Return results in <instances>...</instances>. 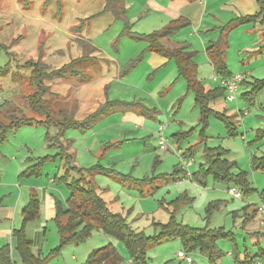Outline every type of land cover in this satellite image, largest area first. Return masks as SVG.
I'll list each match as a JSON object with an SVG mask.
<instances>
[{
    "label": "rangeland",
    "instance_id": "1",
    "mask_svg": "<svg viewBox=\"0 0 264 264\" xmlns=\"http://www.w3.org/2000/svg\"><path fill=\"white\" fill-rule=\"evenodd\" d=\"M123 3L126 13L121 20L113 12H104L105 0H0V43L8 48L0 50V69L9 66L11 73L0 79V122L7 123V119L22 114L32 116L23 98L31 92L30 71L24 68L27 62L41 59L50 69H59L93 46L96 50L91 55L99 60L101 73L92 65L89 70L93 80L89 83L55 81L51 87L58 94L55 99L69 112L76 107L77 120L107 101L128 112L103 115L86 132L67 130L62 144L68 145L67 153L75 158L73 166L108 170L109 174L93 177L97 191L112 211L126 218L134 232L155 237L159 234L155 224H165L173 216L179 225L227 235L216 239L221 255L214 262L195 252L189 254L192 264H240L237 260H242L245 252L251 250L257 255L264 251V240L251 243V235L264 232V226L257 218L245 223L247 214L264 205V168L254 167V158L264 157L263 44L257 41L256 45V34L252 37L243 33L250 24L231 27L223 35L227 70L245 74L246 84L236 101L228 102L223 96L209 104L214 114L208 116V125L203 127L201 111L186 79L178 75L176 66L161 72L149 68L144 61L148 43L134 37L162 29L154 16L155 4L150 0ZM253 26L261 32L260 26ZM223 28L213 41L221 38ZM199 42L201 39L196 41L198 50ZM87 44L90 46L85 47ZM213 74L214 68L205 65L197 70L196 78L207 89H215L216 82L210 79ZM112 77L117 84L106 90ZM125 114L142 118L144 123L127 122ZM56 133L53 127L35 125L7 135L0 146V202L8 195L7 185L17 181L23 188H36L40 200L41 188H51L50 179L63 175L59 158L46 161L40 178L23 176L38 159L60 153L49 142ZM210 151L212 161L220 162L218 167L227 163L229 173L238 179L243 177L254 191L237 187L242 197L235 199L229 193L231 185L215 180L214 166L207 162ZM52 189L68 199L69 191L59 180ZM25 193L27 197L28 191ZM210 205L213 207L208 213ZM32 223L25 226L26 236L31 235L35 241L32 250L37 254L42 246L41 256L46 257L59 246L57 226L49 225L40 233L38 225L29 227ZM21 226L22 221L17 229ZM109 244L122 255V264H130L126 246L102 231L62 248L48 264H84L92 250ZM178 252L186 253L180 240L156 243L147 252L148 264H188L177 259Z\"/></svg>",
    "mask_w": 264,
    "mask_h": 264
},
{
    "label": "trees",
    "instance_id": "2",
    "mask_svg": "<svg viewBox=\"0 0 264 264\" xmlns=\"http://www.w3.org/2000/svg\"><path fill=\"white\" fill-rule=\"evenodd\" d=\"M118 1L121 5L118 4ZM123 2L125 0H105L104 12H113L117 18L123 20L126 13ZM256 2L259 10L254 16L240 17L225 25L221 30V38L213 42L207 49V56L211 61L216 77L224 79L232 75L227 70L225 58L227 42L226 37L223 36L231 30V27L248 24L260 26L261 41L264 48V0H256ZM92 18L94 17L85 21L87 22ZM186 24L188 23L184 20L172 21L160 31L150 35H136L134 37L148 43L145 54L154 53L175 62L178 75L186 79L188 90L194 94L196 106L199 107L202 114L200 124L205 127L208 125V116L214 114L208 108L209 104L223 96L226 99L225 90L220 85L215 89L206 90L202 83L197 80V65L193 61L196 53L189 51V45L183 43L180 47L169 49L159 43L161 39L171 36L174 32L186 26ZM88 46L90 44L85 45V47ZM0 50L6 51L8 48L0 43ZM95 50L96 48L90 46L88 51L84 52L81 57L73 59L59 69H50L41 59L37 62H27L24 68L30 71L28 87L31 92L23 95V98L32 116L29 117L22 114L21 117L12 116L7 119V123L0 122V146L6 142L9 133L23 126L46 125L47 127L55 128L57 133L50 137L49 142L52 144L51 147L59 148L60 153L56 156L38 159V163L29 168L23 176L40 178L46 161H55L60 158L64 172L54 182L59 180L69 191V197L65 204L58 200L55 202L56 215L53 221L59 234V246L46 257L33 253V242L27 238L25 233V226L40 218L39 197L34 191L30 193L28 205L22 211V226L20 229L13 231V236L17 240V252L22 264H48L49 259L58 255L62 248L71 243L78 244L86 240L94 231H102L106 236L119 239L127 248L131 264H148L147 252L149 248L166 240H180L186 253L200 252L202 255L208 256L209 262H214L221 255L216 249V239L217 237L225 238L227 237L226 234L219 231H208L179 225L173 216L165 224H155L157 230H159V234L155 237H147L140 232L136 233L129 226L126 218L122 214L112 211L108 206V202L97 191L93 177L98 174H109L108 170L100 166L91 169H80L73 166L74 157L67 153L68 145L62 144V138L67 130L78 129L86 132L103 115L118 113L119 110L125 113L128 112L124 108L120 109L117 106L118 104L107 101L94 112H87L84 117L77 120L78 111L76 107L69 112L67 106L61 105L55 99L58 94L51 91L52 83L55 81L75 80L81 84L89 83L93 80V74L89 70V66L92 65L98 73H101L102 70L100 64H98L99 60L91 55ZM9 69V66L0 69V79L11 74ZM245 84L246 81L242 83L240 89ZM108 87L109 85H105V89ZM207 162L210 166H214L213 176L217 182H223L228 186L231 185L229 186L230 188L234 187L237 189V187H241L247 192L254 191L243 177L238 179L229 173L230 167L227 163L218 167L219 164L217 163L220 162L212 161L211 151L207 155ZM254 167L264 168V157L259 160L254 158ZM122 178L124 179L125 177ZM261 200L264 201V196L261 197ZM212 207L210 205L208 213H210ZM245 217V223L255 218L258 219V208L254 209L252 215L247 214ZM123 260L117 249L109 244L100 249L92 250L84 264H122ZM257 260L264 261L263 250L259 251L257 255L245 252L243 262L240 263L239 260L237 262L240 264H253ZM0 264H12L8 245L0 248Z\"/></svg>",
    "mask_w": 264,
    "mask_h": 264
},
{
    "label": "crops",
    "instance_id": "3",
    "mask_svg": "<svg viewBox=\"0 0 264 264\" xmlns=\"http://www.w3.org/2000/svg\"><path fill=\"white\" fill-rule=\"evenodd\" d=\"M155 4L154 16L161 22L160 27L163 29L169 25L172 21L184 20L188 24L180 28L175 32V34L165 37L159 41V43L169 49H174L180 47L183 43L192 46V52H195L193 58L194 63L197 65V70L201 66L210 65L211 61L207 56V49L215 41L217 36V31L232 22L235 19L245 16H254L259 8L256 0H150ZM144 13L145 10H144ZM156 28L155 31L162 30ZM243 33H248L250 36L254 37L255 34L258 37L255 38L259 44H262L261 41V32L256 30V27L249 25L245 27ZM252 34V35H251ZM199 49H196V41H199ZM212 39V40H211ZM195 40V42H192ZM211 41L210 45H207V41ZM190 48V47H189ZM202 53V54H201ZM147 54V53H146ZM144 61L148 62V66L151 69L162 71L166 67L176 66L166 58H163L154 53H148L145 56ZM210 62V63H209ZM227 62V61H226ZM171 67V68H173ZM232 74V73H231ZM214 75V74H213ZM210 76V79L215 83V87H219L218 81L215 80V75ZM103 75V77H105ZM116 77V76H115ZM109 79V86L111 89L114 84H117L113 79ZM171 78V77H170ZM206 90V86L202 84ZM243 88V87H242ZM241 90V89H240ZM240 92V91H239ZM124 120L132 123H144V119L138 118L135 115L125 114L123 116ZM141 121V122H139ZM4 145V144H3ZM75 159V158H74ZM29 164V163H28ZM22 168L19 169L17 173H20ZM55 185L53 179H50L48 186L51 188L42 189L39 204H40V218L37 221H34L29 227L38 225V229L41 231L48 230L49 225H54V218L56 215L55 202L56 200L61 201L65 204L66 197L64 193L52 189ZM5 187V186H4ZM7 196H3L2 202H0V248L8 245L10 247V256L12 264H22L21 258L17 252V240L13 236V231L16 230L21 221H22V211L26 207V204L29 202V196L32 191L36 188L32 186L23 188L20 185L19 181L15 182L13 185H7ZM28 191V196L26 193ZM38 192V191H37ZM57 197H62V200H59ZM26 198V200H25ZM259 221V218H258ZM56 226V225H55ZM252 233V232H251ZM44 234V232H43ZM253 234L255 236H253ZM251 235V243L254 245L260 243L264 240V232H257ZM259 235V237L257 236ZM29 239L33 242L32 249L34 248L35 241L30 237ZM38 240V237L35 240ZM260 239V240H259ZM58 243V236H57ZM34 254L36 252L32 250ZM43 255V247L41 246L40 250L37 251L36 255ZM249 254L255 255L253 251L250 250ZM257 254V253H256ZM72 261H76V258H72ZM240 263L243 262V259H239ZM131 264V261H130Z\"/></svg>",
    "mask_w": 264,
    "mask_h": 264
},
{
    "label": "built area",
    "instance_id": "4",
    "mask_svg": "<svg viewBox=\"0 0 264 264\" xmlns=\"http://www.w3.org/2000/svg\"><path fill=\"white\" fill-rule=\"evenodd\" d=\"M216 81H218L220 87H222L226 92V101L228 102H234L237 99V94L240 90V87L243 82L246 81L247 77L245 74L237 73L232 74L228 78H218L214 77ZM229 193L235 198V199H241V194L236 188L229 189ZM258 215H259V224L261 226H264V205L258 206ZM177 259L181 262H186L190 264L192 262V259L189 254H186L184 252H178ZM253 264H264L263 260H257Z\"/></svg>",
    "mask_w": 264,
    "mask_h": 264
}]
</instances>
